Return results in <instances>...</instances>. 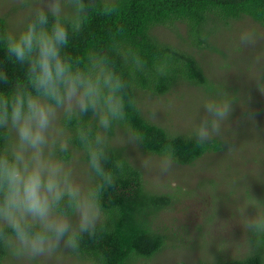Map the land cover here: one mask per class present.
Instances as JSON below:
<instances>
[{
  "label": "trees",
  "instance_id": "trees-1",
  "mask_svg": "<svg viewBox=\"0 0 264 264\" xmlns=\"http://www.w3.org/2000/svg\"><path fill=\"white\" fill-rule=\"evenodd\" d=\"M62 2L65 14L72 17L74 0ZM83 3L84 22L78 32L70 33V44L64 51L81 71L94 74L102 67L119 77L124 85L119 95L125 116L104 130L93 112L80 113L74 104H66L58 114L59 136L51 144L50 157L62 167L68 166L73 181L80 173L78 181L86 196L98 178L89 167L88 152L79 133H88L93 147H97L95 136L100 135L103 143L98 147L105 157L102 163L114 177L112 185L100 193V217L91 234L78 232L77 212L84 202L91 207L87 199L79 207L64 203L55 213L72 220L71 228L76 230L79 243L73 250L60 241L61 261L157 264L166 249L201 250L204 246L199 239L188 243L179 237L175 227L166 226L162 216L175 206L180 196L148 188L135 164L139 155L133 159L130 146L135 144L138 153L162 158L165 148L171 146L174 164L179 166H192L225 150L221 137L198 145L190 135L170 133L146 119L141 103L146 98L161 100L177 89L189 87L205 95L223 96L224 85L210 80L199 56L221 55L218 34L233 29L240 21L250 20L264 29V0H83ZM106 8L114 11L105 14ZM32 14L14 29L6 17L0 16V32L21 29ZM0 71L8 76L6 83L0 82V92H10L18 84L30 89L24 66L9 60L2 48ZM124 137L129 139V145H123ZM13 141L12 132L0 130V150ZM61 143H67L66 152L59 151ZM257 196L252 208L256 213L260 210L261 215L247 228L246 243L233 252L220 251L215 258L209 255L198 259L196 264H264V198ZM197 233L202 239L211 235L212 229L199 227ZM11 256L0 245V264H7Z\"/></svg>",
  "mask_w": 264,
  "mask_h": 264
},
{
  "label": "clouds",
  "instance_id": "clouds-1",
  "mask_svg": "<svg viewBox=\"0 0 264 264\" xmlns=\"http://www.w3.org/2000/svg\"><path fill=\"white\" fill-rule=\"evenodd\" d=\"M85 9L83 0H74V15L69 17L61 0H48L46 8L34 10L21 29L0 32V48L9 60L24 66L31 86L28 89L18 84L10 92H0V130L14 133V141L0 150V245L12 256H43L62 240L76 250V230L66 218L54 214L64 203L79 207L87 199L91 207L81 212L78 232L91 234L100 217V193L114 182L113 174L102 163L105 157L98 147L103 143L100 135L95 136L97 147H93L89 134L79 133L89 167L98 178L86 196L71 173L46 152L56 110L66 104H74L80 113L93 112L104 130L125 116L119 95L124 85L119 77L102 67L94 74L81 71L64 51L70 44V33L80 30ZM112 11L104 9L105 14ZM7 81L8 76L0 71V82ZM203 110V118L189 137L198 145L222 135V124L232 115V105L226 98H209ZM67 150V143H61L59 151ZM174 162V151L167 146L160 171L167 173Z\"/></svg>",
  "mask_w": 264,
  "mask_h": 264
},
{
  "label": "rangeland",
  "instance_id": "rangeland-1",
  "mask_svg": "<svg viewBox=\"0 0 264 264\" xmlns=\"http://www.w3.org/2000/svg\"><path fill=\"white\" fill-rule=\"evenodd\" d=\"M47 3L48 0H0V16L6 17L14 29L34 10L46 8ZM217 41L221 55L206 53L199 58L210 80L224 85L223 96L205 95L189 87L177 89L161 100L146 98L141 103L146 119L172 134L183 135H190L203 118L207 99L226 98L232 105V115L223 122L219 136L225 150L210 154L192 166L173 164L167 173H162V157L138 153L135 144L130 146L133 159L139 155L140 160L135 164L147 187L180 196L175 206L162 216L166 226L175 227L179 237L188 243L199 239V244L204 246L196 251L182 247L166 249L157 264H196L198 259L209 255L215 258L220 251L233 252L246 243L247 228L261 215L252 206L256 203L255 196L264 198V29L243 20L233 25V29L219 33ZM62 110H56L50 131L46 149L49 156L51 144L59 136L57 118ZM124 144H130L128 138H123ZM78 179L80 173L74 182L83 187ZM83 205L77 212L79 219L82 211L90 210L89 204ZM67 221L71 226L72 220ZM199 227L212 229L213 235L201 239L197 233ZM60 244L49 254L35 258L11 256L7 264H64Z\"/></svg>",
  "mask_w": 264,
  "mask_h": 264
}]
</instances>
